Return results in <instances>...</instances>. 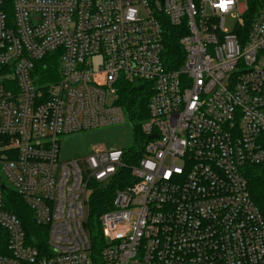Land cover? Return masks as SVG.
Masks as SVG:
<instances>
[{
    "label": "built area",
    "instance_id": "1",
    "mask_svg": "<svg viewBox=\"0 0 264 264\" xmlns=\"http://www.w3.org/2000/svg\"><path fill=\"white\" fill-rule=\"evenodd\" d=\"M249 1L0 0V264H264V0ZM124 82L151 92L143 155L61 161V135L125 120ZM122 169L134 182L95 248L90 198Z\"/></svg>",
    "mask_w": 264,
    "mask_h": 264
},
{
    "label": "trees",
    "instance_id": "2",
    "mask_svg": "<svg viewBox=\"0 0 264 264\" xmlns=\"http://www.w3.org/2000/svg\"><path fill=\"white\" fill-rule=\"evenodd\" d=\"M5 1L9 5L12 4V0ZM258 3L259 0L249 1L250 14L257 11ZM172 45H175V48H178L180 46L178 43V39H174ZM120 89V98L118 100V103L123 106L126 114L128 115L127 117L132 122L136 136L135 144L133 145V147L129 148V152H134L133 158H137L143 155V147L141 146V142L146 137H144L141 127L150 118L149 99L151 97V92L148 89V83L131 84L128 82H124L121 85ZM118 175V177L121 179L126 178V182H122L121 180L119 182L114 181L106 188V190L96 189L90 198L88 229L91 233L93 245L95 248L101 247L102 249L103 233L100 217L104 212H106L107 209L112 207L116 188L124 187L134 182L132 175H130L129 171L126 169H122ZM5 193L6 207L14 211L19 219L23 221L24 227L26 229L28 228V230L30 231L28 232V235H31L33 240L39 239V234H42L41 231L45 230L46 232L47 228L39 226L38 224H36V222H34L33 213L25 205L22 198L18 194H16V192L11 189H7Z\"/></svg>",
    "mask_w": 264,
    "mask_h": 264
},
{
    "label": "rangeland",
    "instance_id": "3",
    "mask_svg": "<svg viewBox=\"0 0 264 264\" xmlns=\"http://www.w3.org/2000/svg\"><path fill=\"white\" fill-rule=\"evenodd\" d=\"M233 25L230 19L227 26ZM134 126L125 115V120L114 125L90 128L60 136V160L73 161L88 157L93 152V146L107 148H131L135 144Z\"/></svg>",
    "mask_w": 264,
    "mask_h": 264
},
{
    "label": "snow or ice",
    "instance_id": "4",
    "mask_svg": "<svg viewBox=\"0 0 264 264\" xmlns=\"http://www.w3.org/2000/svg\"><path fill=\"white\" fill-rule=\"evenodd\" d=\"M219 7L221 8H224L225 7V4L224 3H221L220 5H218Z\"/></svg>",
    "mask_w": 264,
    "mask_h": 264
},
{
    "label": "water",
    "instance_id": "5",
    "mask_svg": "<svg viewBox=\"0 0 264 264\" xmlns=\"http://www.w3.org/2000/svg\"><path fill=\"white\" fill-rule=\"evenodd\" d=\"M151 137H157V135H156V134H154V135H152ZM3 188H5V187H3Z\"/></svg>",
    "mask_w": 264,
    "mask_h": 264
},
{
    "label": "bare ground",
    "instance_id": "6",
    "mask_svg": "<svg viewBox=\"0 0 264 264\" xmlns=\"http://www.w3.org/2000/svg\"><path fill=\"white\" fill-rule=\"evenodd\" d=\"M142 152V151H141ZM142 154V153H141Z\"/></svg>",
    "mask_w": 264,
    "mask_h": 264
}]
</instances>
